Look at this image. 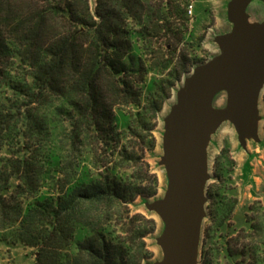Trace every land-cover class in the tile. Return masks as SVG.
Masks as SVG:
<instances>
[{"label": "trees", "instance_id": "trees-1", "mask_svg": "<svg viewBox=\"0 0 264 264\" xmlns=\"http://www.w3.org/2000/svg\"><path fill=\"white\" fill-rule=\"evenodd\" d=\"M175 7L96 0L91 11L88 0H0V237L35 249V264H142L151 256L155 220L131 205L158 190L146 155L162 100L158 87H144L149 70L168 61L161 54L149 68L136 44L148 54L160 33L170 50L181 43L184 30L169 18L185 10ZM228 171L218 160L201 264H218L220 254L227 264L243 256L264 264V210L260 223L230 229Z\"/></svg>", "mask_w": 264, "mask_h": 264}, {"label": "rangeland", "instance_id": "rangeland-1", "mask_svg": "<svg viewBox=\"0 0 264 264\" xmlns=\"http://www.w3.org/2000/svg\"><path fill=\"white\" fill-rule=\"evenodd\" d=\"M91 11H94L96 0H88ZM173 8L180 3L185 15L173 16V28L181 27L184 38L177 46L172 45L171 50L165 47V39L154 38L153 51L148 54L142 49V42L137 45V52L141 53L142 61L151 68L161 61V54H166L167 68L149 70L146 76L144 92L154 91L158 87L161 107L155 118V147L147 153L146 158L150 169L158 179V190L154 197L142 200L136 199L131 208L155 220V230L147 236L146 243L151 256L142 264H165L168 260V250L163 245L165 235L172 221L158 208L161 202L166 201L175 194L177 185L176 175L172 169V147L169 142L173 137L171 129L175 111L181 106L182 92L186 80L195 69L223 53L229 45L241 40V18L249 23L264 25V0H171ZM191 6V12L188 8ZM161 36V37H160ZM140 48V49H139ZM176 48V49H175ZM169 51V52H168ZM179 78L171 74L172 70H181ZM261 85L255 97L256 134L264 141V65ZM155 83V84H154ZM147 89H149L147 91ZM232 78H226L215 85L206 96L205 108L212 113L220 114L216 122L204 130V156L206 166V179L204 184L205 200L202 206L199 236L197 243L195 264H201L203 248L209 246L205 242L206 230L211 226L210 206L211 199L207 195L218 184L215 175L217 161L223 162L229 169V177L225 181V194L228 198H235L236 205L229 220L230 229L239 230L248 226L246 220L260 223L264 210V144H256L251 135L242 133L239 127L240 118L232 111ZM122 109V108H118ZM122 110L131 111L132 108ZM256 152L254 158L251 153ZM257 169L258 183L250 186L247 182L248 170L245 164ZM257 164V166L255 165ZM224 185V184H223ZM250 224V223H249ZM235 233L230 236H235ZM220 242L221 245L223 242ZM235 242V241H234ZM232 241V243L234 244ZM241 242V240H240ZM205 244V245H204ZM242 264H246L248 256L239 257ZM218 264H227V260L220 254ZM0 264H35V249L21 244H11L0 237Z\"/></svg>", "mask_w": 264, "mask_h": 264}, {"label": "water", "instance_id": "water-1", "mask_svg": "<svg viewBox=\"0 0 264 264\" xmlns=\"http://www.w3.org/2000/svg\"><path fill=\"white\" fill-rule=\"evenodd\" d=\"M242 36L238 43L197 67L186 80L181 106L172 119V169L175 194L158 208L171 219L163 240L168 250L165 264H195L202 206L205 200L206 166L204 130L220 114L207 111L206 96L226 78H232V111L246 136L256 134L255 97L261 85L264 65V25L249 23L241 15ZM243 19V20H242Z\"/></svg>", "mask_w": 264, "mask_h": 264}, {"label": "crops", "instance_id": "crops-1", "mask_svg": "<svg viewBox=\"0 0 264 264\" xmlns=\"http://www.w3.org/2000/svg\"><path fill=\"white\" fill-rule=\"evenodd\" d=\"M253 141L256 142V144H264V141L262 142V138H260L257 134H255V136L253 137ZM258 151V149H255V152L251 153V156H253L254 158L257 156L256 152ZM257 166V164H255ZM245 168L247 167L248 170V177H247V182L248 185L250 186H256L258 183V177H257V169L253 168L252 163L250 162L249 166L247 164H245L244 166Z\"/></svg>", "mask_w": 264, "mask_h": 264}, {"label": "built area", "instance_id": "built-area-1", "mask_svg": "<svg viewBox=\"0 0 264 264\" xmlns=\"http://www.w3.org/2000/svg\"><path fill=\"white\" fill-rule=\"evenodd\" d=\"M188 9H189L188 11L191 12V6Z\"/></svg>", "mask_w": 264, "mask_h": 264}]
</instances>
